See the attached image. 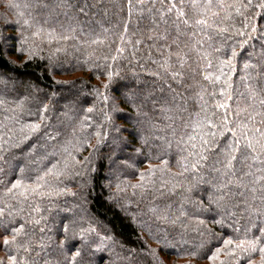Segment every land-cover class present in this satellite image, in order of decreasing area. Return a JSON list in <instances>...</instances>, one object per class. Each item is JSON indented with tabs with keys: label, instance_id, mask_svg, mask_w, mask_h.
<instances>
[{
	"label": "snow or ice",
	"instance_id": "6c2138e0",
	"mask_svg": "<svg viewBox=\"0 0 264 264\" xmlns=\"http://www.w3.org/2000/svg\"><path fill=\"white\" fill-rule=\"evenodd\" d=\"M8 6L21 7L19 4ZM23 7L37 12L33 15L29 11L23 19L24 29L34 31L31 36L22 31L20 47L16 48L19 54L26 52L28 60L38 56L45 40L48 43L75 40L77 32L81 36L86 35L85 28L91 32L95 17L115 18L110 28H103L106 37L112 35L119 40L116 55L111 59L127 58L124 54L130 52L131 59L154 78L153 89L136 104L138 89H133L129 83L112 84V65H108L109 83L103 85L104 89L111 84L113 92L120 88L128 90L125 99L132 102L137 124L149 119L143 108L151 101L153 113L162 118L160 122H167L165 129L171 134L170 137L154 135L153 144L162 141L171 149L175 143L180 152L185 153L177 160L179 172L170 173L169 161L157 156L161 164H150L148 171L140 174V183L131 187L141 189L143 196L150 190L145 177L159 171L170 176V180L160 181L161 196L166 191L174 193L177 188L189 193L197 189L206 191V202L203 196L194 202V214L198 217L200 213H212L215 225L231 228L237 234V238H223V243L215 247L207 259L212 264H245V261L246 264H264V0H29ZM18 15L25 17L24 12ZM95 23L101 22L95 20ZM32 38H39L40 43ZM250 41H259V51L253 43L252 51L247 52ZM90 43L103 44L104 40L97 37ZM60 51L62 49H56ZM245 52L243 75L239 83H234L232 73L237 70L238 58ZM6 62L11 64V61ZM16 86L12 77L0 75V113L3 114L0 120V246L5 253L0 257V264H89L85 249L91 246L89 234L95 229L80 227L77 232L74 220L61 221L62 238L54 258L51 237H46L51 228L41 207L44 200L52 204L53 198L67 192L66 187L60 186L63 177L72 175L76 166H85L73 154V151H81L83 145L71 150L70 141L60 144L59 133L50 132L45 143L51 144L52 151L45 148L44 154L34 159L36 145L30 142L43 123L21 122L17 112H23L24 99L12 102L7 99ZM157 89L160 98H154ZM165 90L170 94L168 99L163 98ZM93 91L104 108V118L117 133L115 142L120 139L119 133L128 129L111 123L112 116L107 110L109 97L99 89ZM189 92L194 93L196 103L191 112L187 107L192 99ZM41 103L39 115L44 121L49 105ZM94 110L95 103L86 112ZM115 111L113 107L112 112ZM185 113H188L187 118ZM90 120L91 117L85 115L81 128L91 127L86 123ZM177 122L182 126L178 137ZM95 135L93 150L101 143V131L97 130ZM137 135L142 145L135 149L139 154L148 146V140ZM103 136L107 138L108 132ZM58 153L63 157L62 164L56 160ZM88 159L85 157L84 161ZM183 181L188 182L186 187ZM151 184H155L154 179ZM187 215L182 205L179 217ZM157 219L167 220V213ZM204 224L205 221L199 219L198 226ZM37 231L38 240L35 239ZM209 235V240L202 241L198 248L212 243L211 230ZM158 243L163 245L164 251L171 249L181 255L180 250L166 240ZM106 250L110 249L101 237L89 256L99 253L97 264H100ZM149 252L154 264H165L157 256V249ZM183 254L202 258L197 251Z\"/></svg>",
	"mask_w": 264,
	"mask_h": 264
},
{
	"label": "trees",
	"instance_id": "16d2710c",
	"mask_svg": "<svg viewBox=\"0 0 264 264\" xmlns=\"http://www.w3.org/2000/svg\"><path fill=\"white\" fill-rule=\"evenodd\" d=\"M28 2L29 0H0V75L12 77L17 85L7 99L10 102L24 99L23 112H17L22 123H43L41 130L30 142L36 145L34 159L42 156L45 148L49 152L52 151L51 144L45 143L47 134L51 132L59 133L60 144L70 141L71 150L83 145L81 151H73V154L79 161L85 163L84 167L76 166L72 175L62 178L63 182L60 186L66 187L65 194L53 198L52 204L47 200L41 203L43 215L48 217L46 223L51 228V231L46 233V237H51L52 256L54 258L57 256L55 249L62 238L61 221L74 220L77 232L80 227L95 229V232L89 234L91 246L85 249V258L89 260V264H97L100 254L89 256V253L100 242L101 237L105 238L106 248L110 250L104 251V259L100 264H154L150 249H157V256L165 264H212L207 259V255H211L215 247L223 243V238L228 236L237 238V234L231 228L222 229L219 225H215L212 222V213H200L198 217L194 214V202H198L202 196L206 202V191L197 189L194 193H189L183 188H177L174 193L166 191L165 195L161 196L160 181L170 180V176L159 171L145 177L150 190L143 196L141 189L131 187L140 183V174L146 173L150 164L153 166L161 164L157 156L169 161L167 168L170 173L179 172L177 160L185 153H181L175 143L172 144L171 149L162 141L153 144L154 135L170 137L171 134L165 129L167 122H160L162 118L153 113L151 101H148L143 108V111L148 113L149 119L137 124L132 102L125 99L128 90L120 88L118 92H113L111 84L107 90L104 89L103 85L109 83L108 65H112L111 71L114 73L112 84L129 83L133 89H138L136 104H140L144 94L153 89L154 78L149 76L145 69L140 68L137 61L131 59L130 52L124 54L127 58L119 57L116 61L111 59L112 55H116L115 49L119 40L114 39L112 35L106 37L103 28H110L116 22L115 18L95 17L91 32L89 33V29L85 28L86 35L81 36L77 32L75 40L52 43L45 40L41 44L42 51L38 56L28 60L26 52L22 55L16 51V48L20 47L21 32L31 36V32L34 31V29L25 30L23 27V19L27 17L29 11L37 15L35 9L23 7ZM9 4H19L21 7L12 8L8 6ZM19 12H24L25 17H20ZM95 20L101 23L97 24ZM3 37L13 39L4 40ZM97 37L103 39L104 43L91 44L90 41ZM32 39L40 43L39 38ZM85 40L88 43H85ZM31 42L30 40L29 43ZM253 43H256L259 51V41H250L247 52L252 51ZM57 48L62 51L56 52ZM5 49L9 50L5 52ZM247 52L238 58L237 70L231 77L234 83H239L243 75L241 69L247 58ZM105 56L109 59L105 60ZM6 61H11V64ZM149 67L154 68L152 65ZM116 73H119V76ZM93 89H99L109 97L107 110L112 116L111 123L128 129L119 133L120 139L115 142L117 133L104 118V108L97 101ZM188 96L192 97L187 105L191 112L196 108L194 93L189 92ZM160 97L161 93L157 89L154 98ZM163 98H170L167 90L163 93ZM41 102L49 105L44 121H41L39 115ZM94 103L95 110L87 113L86 109L92 107ZM113 107L116 109L115 112H112ZM85 115L91 117L86 123L92 126L81 128V121ZM120 116L124 118H119ZM187 116L188 113H185V118ZM2 119L3 114L0 113V120ZM100 125L102 128L98 129L97 126ZM176 127L178 137L182 126L177 122ZM97 130L101 131V143L93 150V146L96 145ZM104 132H108L107 138L103 136ZM129 132L133 135L130 136ZM137 134L145 136L148 140V146L143 147L139 154L135 149L142 145ZM85 157L89 158L86 162ZM56 160L63 163V157L59 153ZM153 179L154 185L151 184ZM183 183L186 187L188 182L183 181ZM168 187L171 188V184ZM182 205L188 212L186 217H179ZM64 209L67 211H62ZM165 213L168 216L167 220L157 219ZM199 219H203L205 224L198 226ZM173 220H176V223H172ZM209 230L214 234L211 236L212 243L198 248L202 241L209 240ZM240 235L242 236V233ZM39 237L40 233L37 231L35 239L38 240ZM159 240H166L175 249L180 250L181 255H176L171 249L164 251L163 245L158 243ZM190 251H197L202 258L183 254ZM4 255L0 246V257ZM256 259L259 257L257 256Z\"/></svg>",
	"mask_w": 264,
	"mask_h": 264
}]
</instances>
